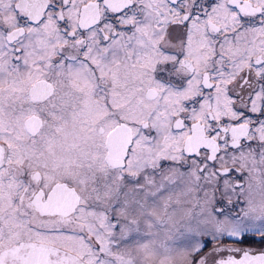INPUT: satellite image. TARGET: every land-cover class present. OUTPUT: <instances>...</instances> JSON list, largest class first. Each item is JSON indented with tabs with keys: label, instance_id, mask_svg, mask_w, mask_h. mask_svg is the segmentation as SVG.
<instances>
[{
	"label": "snow or ice",
	"instance_id": "snow-or-ice-1",
	"mask_svg": "<svg viewBox=\"0 0 264 264\" xmlns=\"http://www.w3.org/2000/svg\"><path fill=\"white\" fill-rule=\"evenodd\" d=\"M0 264H264V0H0Z\"/></svg>",
	"mask_w": 264,
	"mask_h": 264
}]
</instances>
